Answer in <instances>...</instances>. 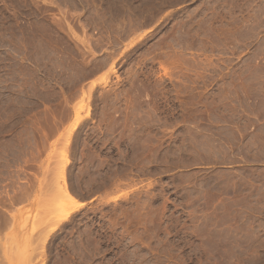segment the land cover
I'll use <instances>...</instances> for the list:
<instances>
[{
	"label": "rangeland",
	"instance_id": "1",
	"mask_svg": "<svg viewBox=\"0 0 264 264\" xmlns=\"http://www.w3.org/2000/svg\"><path fill=\"white\" fill-rule=\"evenodd\" d=\"M234 60L264 62V0H0V264H264Z\"/></svg>",
	"mask_w": 264,
	"mask_h": 264
},
{
	"label": "crops",
	"instance_id": "2",
	"mask_svg": "<svg viewBox=\"0 0 264 264\" xmlns=\"http://www.w3.org/2000/svg\"><path fill=\"white\" fill-rule=\"evenodd\" d=\"M233 63H237L233 67L237 69L229 70V76L238 79H264V62L258 60H234ZM238 88H244L243 86H238ZM254 113V112H253ZM258 112H255L256 114ZM264 113V111L262 112ZM0 234H4L7 230L5 225L9 222V216L3 211H0Z\"/></svg>",
	"mask_w": 264,
	"mask_h": 264
},
{
	"label": "bare ground",
	"instance_id": "3",
	"mask_svg": "<svg viewBox=\"0 0 264 264\" xmlns=\"http://www.w3.org/2000/svg\"><path fill=\"white\" fill-rule=\"evenodd\" d=\"M65 193L67 194L68 197L70 196L69 197L70 199L73 200L72 201V203H73V209L72 210L76 209L77 207H79L80 205H82L84 203V202L74 198L71 194L69 195V192L67 193V191H66ZM72 210H66L62 219H64Z\"/></svg>",
	"mask_w": 264,
	"mask_h": 264
}]
</instances>
